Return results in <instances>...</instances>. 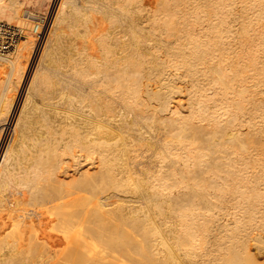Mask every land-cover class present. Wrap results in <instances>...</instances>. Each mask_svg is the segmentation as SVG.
Instances as JSON below:
<instances>
[{
    "label": "bare ground",
    "instance_id": "obj_1",
    "mask_svg": "<svg viewBox=\"0 0 264 264\" xmlns=\"http://www.w3.org/2000/svg\"><path fill=\"white\" fill-rule=\"evenodd\" d=\"M27 1L0 264H264V0Z\"/></svg>",
    "mask_w": 264,
    "mask_h": 264
},
{
    "label": "rangeland",
    "instance_id": "obj_2",
    "mask_svg": "<svg viewBox=\"0 0 264 264\" xmlns=\"http://www.w3.org/2000/svg\"><path fill=\"white\" fill-rule=\"evenodd\" d=\"M1 1V0H0ZM23 1H27V0H23ZM38 0H28L26 3L24 2V5H25V8H27V9H34V7H37V9H39L38 7V4H36V6H35V3H38L37 2ZM32 5V6H31ZM48 5V4H47ZM30 7V8H29ZM45 7V6H44ZM43 7V8H44ZM48 6H46V8H47ZM55 9H56V7H55ZM55 9H52V8H50V9H43V12H41V13H43V14H40V17L41 18H38V19H36L35 17H33V16H31V17H33V18H28V19H26V22H28L32 27H34V25H35V29L34 30H32V34L34 35V38H35V40H36V44L34 45V49H37V50H40L41 48H42V46H44V44L48 41V39L50 38V33H49V29H50V26H51V22H52V17L54 16V13H55ZM46 10H48V11H46ZM50 11V12H49ZM49 12V13H48ZM48 13V14H47ZM51 14V15H50ZM53 15V16H52ZM51 16V17H50ZM24 17V16H23ZM49 18H51V19H49ZM21 19V18H20ZM45 19V20H44ZM32 22H31V21ZM42 20V21H41ZM44 20V21H43ZM7 20H4V19H0V23H5V24H8V25H14V26H16V27H20V30L22 31V35H21V37H20V39H19V42L21 43V40H24L25 38H27L28 39V31L30 30L31 31V28L29 29L27 26H20L19 24H16L15 22H6ZM20 21V20H19ZM31 22V23H30ZM42 22V23H41ZM38 23V24H37ZM39 25V26H38ZM26 28V29H25ZM28 29V30H27ZM26 30V31H25ZM18 42V44H20ZM17 44V46L15 47V49L12 51V52H9V53H7V54H1L0 53V106H2V107H0L1 108V110H0V112L1 111H4L6 108V103L8 104V101H11L12 102V100L14 101L15 99V97H16V92H15V90H16V88L18 87V85H17V82L15 81L16 80V76H14V75H17L16 73L15 74H13L14 72H15V69L13 68V66L14 65H10V64H12L8 59H11V58H14V56H15V54H16V51H17V49H18V47H19V45ZM12 54V55H11ZM39 55V54H38ZM14 70H13V69ZM3 70V71H2ZM8 71V72H7ZM1 72H3V73H1ZM13 72V73H12ZM6 77V78H5ZM11 79V80H10ZM14 81V82H13ZM6 83V84H5ZM12 83H13V85H12ZM14 83L16 84V85H14ZM10 84V85H9ZM16 86V88H14ZM8 89H10V90H8ZM14 91H13V90ZM26 89V88H25ZM9 91V92H8ZM13 91V92H12ZM17 91V90H16ZM11 92V93H10ZM5 94V95H4ZM11 94V95H10ZM24 94H25V91H24ZM24 94H23V96L21 97V100H20V103H19V105H18V108H17V112L20 110V107H21V104H22V101H24L23 99V97H24ZM7 95V96H6ZM4 96H6L5 98H4ZM11 96V97H10ZM13 96V97H12ZM9 100H8V99ZM13 98V99H12ZM6 99V100H5ZM2 100V101H1ZM4 102V103H3ZM11 102H9V103H11ZM4 105V106H3ZM20 106V107H19ZM3 108V109H2ZM19 109V110H18ZM4 121V120H3ZM3 121H1V122H3ZM11 130V128L9 129V131H6L5 133H4V135L6 136H4L3 138H2V145H0V149H1V147H2V149H4V147H5V145H7V142H9V136H10V131ZM9 132V133H8ZM8 133V134H7ZM5 141V142H4ZM0 151H2V150H0ZM258 255V259H260V260H264V255L263 254H257ZM18 264V263H17Z\"/></svg>",
    "mask_w": 264,
    "mask_h": 264
},
{
    "label": "built area",
    "instance_id": "obj_3",
    "mask_svg": "<svg viewBox=\"0 0 264 264\" xmlns=\"http://www.w3.org/2000/svg\"><path fill=\"white\" fill-rule=\"evenodd\" d=\"M21 35L22 31L19 27L0 23V53L6 54L13 51L17 46Z\"/></svg>",
    "mask_w": 264,
    "mask_h": 264
}]
</instances>
